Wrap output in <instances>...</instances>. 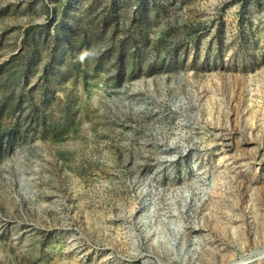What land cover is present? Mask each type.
I'll return each mask as SVG.
<instances>
[{
    "label": "rangeland",
    "instance_id": "obj_1",
    "mask_svg": "<svg viewBox=\"0 0 264 264\" xmlns=\"http://www.w3.org/2000/svg\"><path fill=\"white\" fill-rule=\"evenodd\" d=\"M0 132V264H264V0H0Z\"/></svg>",
    "mask_w": 264,
    "mask_h": 264
},
{
    "label": "trees",
    "instance_id": "obj_2",
    "mask_svg": "<svg viewBox=\"0 0 264 264\" xmlns=\"http://www.w3.org/2000/svg\"><path fill=\"white\" fill-rule=\"evenodd\" d=\"M51 38L50 33L49 32H45L44 33V43L46 45H49V39ZM55 39V37L53 38V40ZM35 43V39L33 37H30L28 34L26 35L25 39H24V44L25 47H27V49L21 53L19 56L14 57L13 60H17L19 61L20 65H18L15 68V72L16 75H18L20 72L23 71V69L29 66V64L31 63L32 59H33V55L39 53L37 46H34ZM67 43L64 42L63 44H60L56 47V49L54 51L59 52L61 51V49L67 47ZM53 56V53H50V56H48L47 58H51ZM19 78V76L16 77V79ZM9 138H7L6 134L3 132H0V149L2 147L3 142L7 141Z\"/></svg>",
    "mask_w": 264,
    "mask_h": 264
}]
</instances>
